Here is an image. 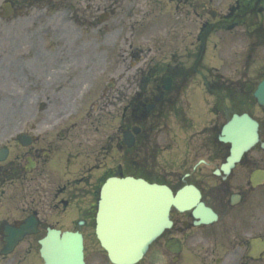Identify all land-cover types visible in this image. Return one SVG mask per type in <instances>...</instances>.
Wrapping results in <instances>:
<instances>
[{"label": "flooded vegetation", "instance_id": "obj_1", "mask_svg": "<svg viewBox=\"0 0 264 264\" xmlns=\"http://www.w3.org/2000/svg\"><path fill=\"white\" fill-rule=\"evenodd\" d=\"M125 18L105 85V39ZM263 81L264 0H0V101L35 104L32 125L0 121V264H46L50 231L80 233L86 264H113L97 214L105 183L127 177L183 197L128 264H264ZM170 115L189 124L181 142L157 126ZM234 115L257 124L237 160L220 141Z\"/></svg>", "mask_w": 264, "mask_h": 264}, {"label": "water", "instance_id": "obj_2", "mask_svg": "<svg viewBox=\"0 0 264 264\" xmlns=\"http://www.w3.org/2000/svg\"><path fill=\"white\" fill-rule=\"evenodd\" d=\"M254 130L247 118L235 117L224 127L221 140L234 142L239 153L254 142ZM103 198L97 232L115 263L137 261L166 224L171 204H177L170 190L134 179L110 181ZM43 255L48 264H85L83 239L74 233L62 238L51 234Z\"/></svg>", "mask_w": 264, "mask_h": 264}, {"label": "rangeland", "instance_id": "obj_3", "mask_svg": "<svg viewBox=\"0 0 264 264\" xmlns=\"http://www.w3.org/2000/svg\"><path fill=\"white\" fill-rule=\"evenodd\" d=\"M124 27L125 28L123 30L121 29L119 33H116L114 35H110L105 39V43H104V47H103L104 51H105L103 53L104 60H103V63L100 65L101 69L96 76V78H99V79L102 78L105 85H107L108 82L110 81V79L113 78L115 75V72L113 70V64H114L115 53L118 50L116 44H118V46L120 45V49H121L120 54H121V58H123V52L125 49V47H124L125 38L129 36V31H130L128 18H125V26ZM152 27H153V25H152ZM152 27L150 28L149 31H152ZM137 39L142 44L146 43L145 42V40H146L145 34H141L139 37H137ZM125 63H126V66L123 65V59H121V72H125V68L129 67V60H126ZM137 67H139L141 69L139 70V68H137V69L131 70L130 73H133L135 76L137 74L138 78L145 77V75L147 74L146 65L141 64V65H138ZM220 74H224L225 76L228 77V70L222 69L220 71ZM195 78L196 77H194V80H195ZM196 90L199 93H201L202 95H206L205 97L208 98L209 101H211V99L203 91L202 88H200V89L196 88ZM190 93L191 92H189L186 96L190 95ZM21 106H22V104L17 103L16 100L7 99V100L0 101V121L3 122V125H8L10 127L15 126L16 128H18L20 126L32 125V123H33L32 119L29 118L32 115V113L30 112L29 114H27L26 112L31 111V108H33L35 106V104L23 103L22 107L24 108L23 110H24L25 114H27V115H25V122L22 125H20L21 123L18 121L19 120L18 115H19ZM189 114L192 115L191 112H189ZM166 122H167V120L164 119L163 121H160L159 124H157V126L158 127H163V126L165 127L166 125H168V127L170 128V130L173 133L171 135V137L175 138L172 141L173 142L183 141L185 135L178 127L189 126V124L183 123L182 121L177 122L174 118H169L168 124H166ZM113 124L114 123L111 119L109 125L112 126ZM194 125H196V123H194ZM197 126H200V124ZM164 135L167 136L166 134H164ZM164 135H162L159 139H153V140L155 141V143L158 141L163 142L164 139L166 138ZM153 151H154V149L152 150V152ZM152 155H153L152 156L153 158L157 159V161H155L154 164L159 166L160 160L162 159L163 155L160 154V151H157V152L154 151Z\"/></svg>", "mask_w": 264, "mask_h": 264}]
</instances>
